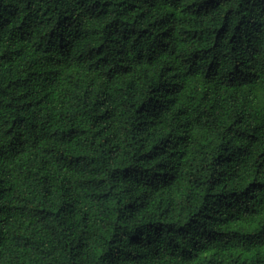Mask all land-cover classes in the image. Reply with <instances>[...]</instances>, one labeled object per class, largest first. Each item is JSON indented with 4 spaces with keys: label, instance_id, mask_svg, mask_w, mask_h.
Returning a JSON list of instances; mask_svg holds the SVG:
<instances>
[{
    "label": "trees",
    "instance_id": "16d2710c",
    "mask_svg": "<svg viewBox=\"0 0 264 264\" xmlns=\"http://www.w3.org/2000/svg\"><path fill=\"white\" fill-rule=\"evenodd\" d=\"M0 264H264V0H0Z\"/></svg>",
    "mask_w": 264,
    "mask_h": 264
}]
</instances>
